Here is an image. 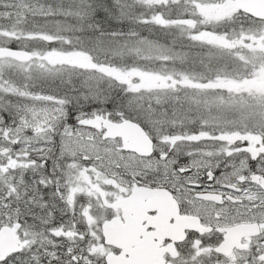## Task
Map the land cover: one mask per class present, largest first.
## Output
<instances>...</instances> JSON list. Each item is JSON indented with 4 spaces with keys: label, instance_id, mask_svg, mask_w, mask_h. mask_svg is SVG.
<instances>
[{
    "label": "snow or ice",
    "instance_id": "obj_1",
    "mask_svg": "<svg viewBox=\"0 0 264 264\" xmlns=\"http://www.w3.org/2000/svg\"><path fill=\"white\" fill-rule=\"evenodd\" d=\"M0 264H264V0H0Z\"/></svg>",
    "mask_w": 264,
    "mask_h": 264
}]
</instances>
